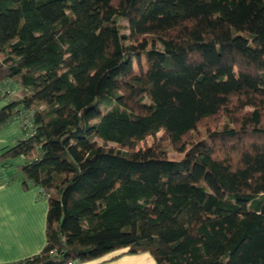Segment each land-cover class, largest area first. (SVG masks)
<instances>
[{"label": "trees", "instance_id": "1", "mask_svg": "<svg viewBox=\"0 0 264 264\" xmlns=\"http://www.w3.org/2000/svg\"><path fill=\"white\" fill-rule=\"evenodd\" d=\"M8 79L5 186L46 202L11 264H264V0H0Z\"/></svg>", "mask_w": 264, "mask_h": 264}, {"label": "crops", "instance_id": "2", "mask_svg": "<svg viewBox=\"0 0 264 264\" xmlns=\"http://www.w3.org/2000/svg\"><path fill=\"white\" fill-rule=\"evenodd\" d=\"M2 106L0 101V109ZM7 142L8 134L0 130V150ZM36 191L25 192L18 184L0 186V264L36 255L44 245L46 202L36 198ZM82 264H152V259L147 253L127 255L123 249Z\"/></svg>", "mask_w": 264, "mask_h": 264}, {"label": "rangeland", "instance_id": "3", "mask_svg": "<svg viewBox=\"0 0 264 264\" xmlns=\"http://www.w3.org/2000/svg\"><path fill=\"white\" fill-rule=\"evenodd\" d=\"M17 91H18V93H17V95H15V92H17ZM20 96H21L20 90H19L18 86L14 83L13 80L8 79L4 83L0 84V101L3 103V106H5L7 103H10L12 101H16L17 98H19ZM22 118H23L22 116L18 117L17 119L8 123L1 130V131L6 132L8 134V142H7L6 146H4L2 148V150L4 148L11 147L14 144L15 140L21 136L20 126H21ZM16 131L18 132L17 135L12 137V134ZM150 144H151V141L149 138H147L145 140V146H149ZM169 157L172 159H177V156H175V155H171ZM12 162H13V164H12ZM21 162L22 161L20 158H16L13 161L7 160L5 162H0V167H1L0 186H5V184H8L11 176H13V178L15 177V179L18 178V174L16 172V169H14V167L16 165H14V164L17 163V165H19V164H21ZM12 184H18V183L15 182ZM12 184H10V185H12ZM10 185H8V186H10ZM19 187H20V185H19ZM30 189H32V188H29L25 192L29 191ZM36 194H37V191H36ZM39 200L43 201L44 199L40 198Z\"/></svg>", "mask_w": 264, "mask_h": 264}]
</instances>
